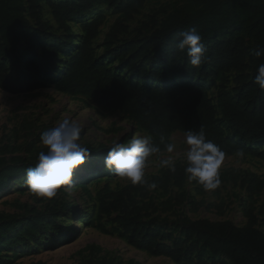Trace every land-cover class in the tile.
<instances>
[{
    "label": "trees",
    "instance_id": "trees-1",
    "mask_svg": "<svg viewBox=\"0 0 264 264\" xmlns=\"http://www.w3.org/2000/svg\"><path fill=\"white\" fill-rule=\"evenodd\" d=\"M148 1L0 0V85L29 91L58 72L57 66L62 64L53 80L57 91L83 96L104 112L121 113L151 136L161 152L166 151L165 144H173L175 132L186 134L203 128L225 157L242 153L264 161V89L254 82L264 55L251 54L245 38L236 33L245 27L254 39V51L264 49V1L195 0L197 9L175 11L160 24L153 15L150 34L143 35L140 30L131 39L118 41L119 35L128 31L125 22ZM100 5L120 14L107 35L110 43L118 41L106 52L117 61L115 67L98 57L94 46L104 13L83 20L78 35L69 26ZM44 7L49 9L53 24L44 18ZM191 28L202 36L207 49L199 67L188 62L186 51L174 47L178 34ZM55 30L65 35L51 38ZM229 74L234 75L232 89L227 86ZM217 80L214 101L207 82ZM161 136L164 143H160ZM109 148L88 147L86 159L106 155ZM184 167L180 160L175 163V171L163 168L159 175L146 180L155 182V189L163 193L171 188L181 190L189 182ZM23 171L22 166H6L0 171V188ZM220 179L221 184L227 180L240 183L248 198L264 194V178L255 173ZM191 183L202 191V186ZM97 198L98 228L104 233H121L129 245L150 256L167 257L175 264H220V258L231 264H264V230L260 226L264 225V202L259 207L243 204L247 219L243 226L231 220L192 219L187 215L163 225L153 214L171 210L173 201L157 203L146 186H105L97 192ZM104 217L115 226L113 232L102 223ZM9 226L0 225V234ZM33 231L34 222H30L23 234ZM200 249L212 258L197 254Z\"/></svg>",
    "mask_w": 264,
    "mask_h": 264
},
{
    "label": "rangeland",
    "instance_id": "rangeland-1",
    "mask_svg": "<svg viewBox=\"0 0 264 264\" xmlns=\"http://www.w3.org/2000/svg\"><path fill=\"white\" fill-rule=\"evenodd\" d=\"M197 8L195 0H150L132 19L125 22L128 31L121 33L118 41L131 39L140 30L143 35L150 34L153 28L149 21L153 15H156L160 24L175 11H193ZM99 13H104L105 21L94 42L96 54L115 67L117 61L108 57L106 52L111 44H117L118 41L110 43L107 35L120 18L119 13L100 5L85 18L71 21L69 26L78 35L80 23ZM43 16L53 24L47 7L43 9ZM236 33L245 38L253 54L254 39L248 29L241 27ZM64 35L63 31L55 30L51 38H62ZM57 68L58 72L52 73L29 91L18 92L0 85V171L9 165L24 168L22 174L10 177L0 188V225L10 224L0 234V264H175L167 257L150 256L129 245L126 237L113 232L115 226L108 218L104 217L102 223L113 233H104L98 228L97 192L105 186L120 189L131 184L130 180L120 178L104 166L107 154L94 156L91 153L94 156L92 160L86 159L74 172L70 183L59 188L53 197L37 196L24 183L27 169L35 167L37 163L38 153L47 151L40 142L41 134L65 119L80 126L78 142L87 148L111 147L116 141L127 145L134 135L148 136L119 112H104L83 96H62L53 83L62 64ZM14 75L19 76L16 70ZM228 76L227 86L232 89L234 75ZM218 85L219 80L207 82L214 101ZM185 136L180 131L175 132L172 136L174 152L169 154L163 151L149 158L145 179H151L159 175L161 169L167 168L159 164L161 158L172 155L175 163L183 160L187 148ZM245 173H255L264 178V161L238 153L225 157L219 169L220 177L230 178ZM150 192L152 200L157 203L166 199L173 201L171 210H160L153 214L159 216L163 225L166 221L172 222L187 215L192 219L231 220L243 226L247 222L243 215V204L254 203L259 207L264 202V194L248 198V193L240 183L228 180L219 189L211 191L202 188L199 192L188 182L181 190L171 188L168 193H163L153 189ZM194 204H197V208ZM30 222H34V231L23 234ZM260 226L264 230V225ZM197 254L212 258L204 249H200ZM218 260L220 264H231L225 259Z\"/></svg>",
    "mask_w": 264,
    "mask_h": 264
},
{
    "label": "clouds",
    "instance_id": "clouds-1",
    "mask_svg": "<svg viewBox=\"0 0 264 264\" xmlns=\"http://www.w3.org/2000/svg\"><path fill=\"white\" fill-rule=\"evenodd\" d=\"M174 47L179 52H185L188 62L193 67H199L206 59L207 49L202 42V36L195 28L180 32ZM254 55H264V49L255 50ZM254 82L264 89V63L256 68ZM81 128L68 119L43 132L40 142L47 151H40L35 167L28 168L24 183L37 196L53 197L59 188L68 185L78 167L85 163L90 150L79 143ZM160 137V143H164ZM184 143L187 145L183 153L184 172L189 182L195 181L205 191L217 189L221 184L219 169L224 161L225 153L205 131L189 130ZM167 153L174 152L175 145L165 144ZM161 149L153 142L151 136L134 135L130 143L125 145L116 141L107 150L104 166L123 179L130 180L133 185L146 186L148 190L157 187L155 182L145 179V169L149 158L159 154ZM159 164L175 171V160L172 155L161 158Z\"/></svg>",
    "mask_w": 264,
    "mask_h": 264
},
{
    "label": "bare ground",
    "instance_id": "bare-ground-1",
    "mask_svg": "<svg viewBox=\"0 0 264 264\" xmlns=\"http://www.w3.org/2000/svg\"><path fill=\"white\" fill-rule=\"evenodd\" d=\"M60 94H61L62 96H65V95H66V94H63V93H61V92H60Z\"/></svg>",
    "mask_w": 264,
    "mask_h": 264
}]
</instances>
